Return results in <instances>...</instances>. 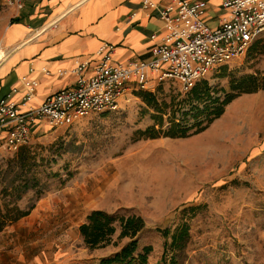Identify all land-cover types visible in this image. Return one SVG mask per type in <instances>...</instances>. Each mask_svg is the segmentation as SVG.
Listing matches in <instances>:
<instances>
[{
    "label": "rangeland",
    "instance_id": "rangeland-1",
    "mask_svg": "<svg viewBox=\"0 0 264 264\" xmlns=\"http://www.w3.org/2000/svg\"><path fill=\"white\" fill-rule=\"evenodd\" d=\"M7 10L0 0V35ZM256 70L264 74V40L230 62L227 77L214 71L205 80L228 92L232 77ZM145 92L157 103L186 95L175 81ZM139 93L114 113L36 127L25 146L45 191L24 194L18 206L33 209L0 240L34 264H100L129 240L116 232L109 245L87 248L78 226L98 209L142 217L136 254L150 247L146 264H264V90L240 94L207 129L180 139L140 137L154 110ZM15 155L0 153V169Z\"/></svg>",
    "mask_w": 264,
    "mask_h": 264
},
{
    "label": "built area",
    "instance_id": "built-area-1",
    "mask_svg": "<svg viewBox=\"0 0 264 264\" xmlns=\"http://www.w3.org/2000/svg\"><path fill=\"white\" fill-rule=\"evenodd\" d=\"M2 3L14 10L23 7V0ZM142 5L156 10L162 22L163 35L151 47L150 56L118 61L112 57L113 46L105 43L90 74H84L87 62L77 63L71 86L22 109L36 85L35 80L25 81L26 93L19 104L9 95L0 99V153H13L28 144L40 124L57 127L91 114L117 112L125 95L152 91L155 83L175 81L187 91L264 40V0H224V16L213 28L205 22L203 0H169L163 5L143 0Z\"/></svg>",
    "mask_w": 264,
    "mask_h": 264
},
{
    "label": "crops",
    "instance_id": "crops-1",
    "mask_svg": "<svg viewBox=\"0 0 264 264\" xmlns=\"http://www.w3.org/2000/svg\"><path fill=\"white\" fill-rule=\"evenodd\" d=\"M142 1L23 0L22 9L8 8V24L0 35L6 52L0 62V99L9 95L19 104L26 93L24 82L35 80L31 98L22 109L39 105L47 95L73 84L77 63L87 62L84 74H90L99 60L97 51L105 43L113 46L115 60L147 59L163 29L157 11L143 7ZM151 1L163 5L169 0ZM203 1L205 22L216 27L225 13L224 0ZM34 263L0 240V264Z\"/></svg>",
    "mask_w": 264,
    "mask_h": 264
},
{
    "label": "trees",
    "instance_id": "trees-1",
    "mask_svg": "<svg viewBox=\"0 0 264 264\" xmlns=\"http://www.w3.org/2000/svg\"><path fill=\"white\" fill-rule=\"evenodd\" d=\"M255 44L253 48H255ZM250 50V51H251ZM227 65L219 67L218 77H227ZM229 91L216 89L204 79L197 81L186 91L184 98L176 103H157L153 94L140 90V96L152 107L153 125L140 132L144 139L169 138L180 139L198 134L209 127L224 113V107L240 94H252L264 90V74L258 70L229 80ZM218 94H223L220 98ZM186 108V109H183ZM166 115V119H164ZM27 145V144H26ZM14 158L8 160L6 167L0 169V231L6 226L27 216L33 209L31 204L25 209L18 202L28 191L33 190L36 198L45 189L34 172L35 156L25 145L14 152ZM30 173V174H29ZM145 224L136 214H110L103 210H92L85 221L78 226V232L84 245L89 249L103 248L110 244L112 236L118 232V239H128L117 252L101 259L100 264H146L150 247H144L137 253L136 235ZM167 237L168 231H162Z\"/></svg>",
    "mask_w": 264,
    "mask_h": 264
},
{
    "label": "bare ground",
    "instance_id": "bare-ground-1",
    "mask_svg": "<svg viewBox=\"0 0 264 264\" xmlns=\"http://www.w3.org/2000/svg\"><path fill=\"white\" fill-rule=\"evenodd\" d=\"M6 52L0 47V62L5 58Z\"/></svg>",
    "mask_w": 264,
    "mask_h": 264
}]
</instances>
